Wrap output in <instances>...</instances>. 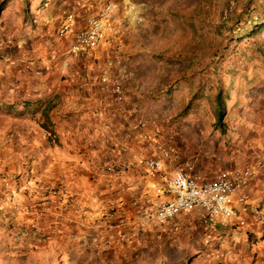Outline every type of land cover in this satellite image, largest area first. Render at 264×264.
Returning a JSON list of instances; mask_svg holds the SVG:
<instances>
[{"label": "rangeland", "instance_id": "1", "mask_svg": "<svg viewBox=\"0 0 264 264\" xmlns=\"http://www.w3.org/2000/svg\"><path fill=\"white\" fill-rule=\"evenodd\" d=\"M107 1L120 5L116 46L131 73L124 79L129 96L118 103L136 107L133 120L159 125L163 141L195 166L199 153L224 164L235 160V151H247L264 134V0H0V59L8 37L46 38L49 50L66 11L96 13ZM256 149L252 157L262 151ZM180 216L162 225H130L125 245L101 250L68 233L47 245L17 240L0 209V264L230 263L220 260L217 230L197 212Z\"/></svg>", "mask_w": 264, "mask_h": 264}, {"label": "crops", "instance_id": "2", "mask_svg": "<svg viewBox=\"0 0 264 264\" xmlns=\"http://www.w3.org/2000/svg\"><path fill=\"white\" fill-rule=\"evenodd\" d=\"M22 35L8 37L0 59V167L13 171L31 167L37 177L67 183L80 200L94 206L119 197L156 196L157 181L137 168L123 171L118 165L114 170L106 166L121 159L118 145L122 136L128 134L135 146L139 136L138 123L132 119L136 107L118 103L112 92L99 87L101 64L113 53V46L100 47L95 57L88 59L71 52V34L52 40L56 45L45 41L52 42L49 50L42 44L46 38L34 42ZM106 122L111 132L105 130ZM259 136L247 151H235V160L225 164L199 153L195 168L209 178L219 169L242 168L255 158L253 150L264 149V134ZM184 158L180 154L167 160L170 176ZM248 193L252 207L264 210V167ZM244 216L246 227L221 228L216 233L224 249L237 244L240 260L229 264H250L253 253L264 258V222L255 217L251 207ZM60 234L54 239L64 236ZM229 243L230 247L225 246Z\"/></svg>", "mask_w": 264, "mask_h": 264}, {"label": "built area", "instance_id": "3", "mask_svg": "<svg viewBox=\"0 0 264 264\" xmlns=\"http://www.w3.org/2000/svg\"><path fill=\"white\" fill-rule=\"evenodd\" d=\"M119 10L118 2L107 1L96 13L66 11L57 34L73 35L71 52L88 59L95 57L100 47L113 46V53L101 64L99 87L112 92L121 103L127 98L124 79L131 71L123 68L122 49L116 46L123 30ZM104 127L111 132L109 123ZM138 130L137 146L128 134L122 136L118 145L121 159L106 166L114 170L118 165L123 171L137 168L157 181L156 196L119 197L109 205L94 206L80 200L67 183L44 181L31 167L19 171L0 167V209L13 223L15 238L47 245L58 233H68L71 238L109 250L128 242L130 225H162L183 214L197 212L211 230L236 229L248 225L244 212L251 207L255 217L264 222V210L252 207L248 193L264 167V149L244 167L220 171L213 178L203 175L189 160L179 161L170 176L167 160L178 158V154L163 141L160 126L143 118L138 121ZM77 226L81 230L74 228ZM236 250L237 244L231 250L222 248L220 260H240ZM250 264H264V258L253 253Z\"/></svg>", "mask_w": 264, "mask_h": 264}, {"label": "trees", "instance_id": "4", "mask_svg": "<svg viewBox=\"0 0 264 264\" xmlns=\"http://www.w3.org/2000/svg\"><path fill=\"white\" fill-rule=\"evenodd\" d=\"M218 98V115L220 117V119L223 118L225 112H226V104H225V100L223 98V93L220 91L217 95Z\"/></svg>", "mask_w": 264, "mask_h": 264}]
</instances>
